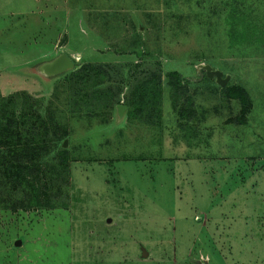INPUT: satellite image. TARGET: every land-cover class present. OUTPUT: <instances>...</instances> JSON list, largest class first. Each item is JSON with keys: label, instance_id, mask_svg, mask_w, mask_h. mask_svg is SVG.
Masks as SVG:
<instances>
[{"label": "rangeland", "instance_id": "obj_1", "mask_svg": "<svg viewBox=\"0 0 264 264\" xmlns=\"http://www.w3.org/2000/svg\"><path fill=\"white\" fill-rule=\"evenodd\" d=\"M42 2L0 0V264H264V0Z\"/></svg>", "mask_w": 264, "mask_h": 264}, {"label": "trees", "instance_id": "obj_2", "mask_svg": "<svg viewBox=\"0 0 264 264\" xmlns=\"http://www.w3.org/2000/svg\"><path fill=\"white\" fill-rule=\"evenodd\" d=\"M72 67H73V63H72ZM89 67L91 68V66L87 63L74 68L73 70L70 71L68 78L69 77H74V78H81L84 77L85 73L87 72V70H89ZM176 71H168L166 74H176ZM142 86L145 88V85L142 84ZM152 88L154 86H151ZM151 87L148 88V92L151 91ZM225 87L228 89V95L230 97L236 98V97H240V99L242 101H244V95L240 94L237 90H233L231 89L228 84L225 85ZM152 92V91H151ZM6 143H2L0 146L1 147H5ZM19 146V144H18ZM32 148V147H31ZM18 149L14 150V155L17 157L15 160L12 159V161H7L6 157L4 156V153H0V188H6L9 184V180H10V176L19 179V180H24V181H28L26 179V175L27 171L25 169L26 166H22L21 163H19L20 158L24 157L25 155L27 156V153L23 152V148H20L19 151L17 152ZM1 151V150H0ZM32 152V151H31ZM31 155V154H30ZM29 169L28 173L31 172ZM31 188V186H30ZM32 189V188H31ZM32 198L37 201L38 195L37 193L34 191Z\"/></svg>", "mask_w": 264, "mask_h": 264}, {"label": "water", "instance_id": "obj_3", "mask_svg": "<svg viewBox=\"0 0 264 264\" xmlns=\"http://www.w3.org/2000/svg\"><path fill=\"white\" fill-rule=\"evenodd\" d=\"M71 65L72 61L64 53H59L51 59L42 61L41 63L37 64L36 67L41 73L48 75L59 72L67 67H70ZM201 66L204 68L206 74L209 76L213 75L218 83H220L221 85H224L226 83L228 77L227 75L222 76L221 70L212 68L209 64H203ZM123 107V105H118V113H120Z\"/></svg>", "mask_w": 264, "mask_h": 264}, {"label": "crops", "instance_id": "obj_4", "mask_svg": "<svg viewBox=\"0 0 264 264\" xmlns=\"http://www.w3.org/2000/svg\"><path fill=\"white\" fill-rule=\"evenodd\" d=\"M47 1L48 0H43V2H42V6L40 7V9L41 10H43V11H45V7H46V4H47ZM59 53H57V54H55L54 56H56V55H58ZM54 56H52V57H54ZM52 57H50V58H48V59H51ZM47 59V60H48ZM45 61V60H44Z\"/></svg>", "mask_w": 264, "mask_h": 264}]
</instances>
